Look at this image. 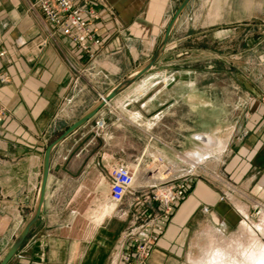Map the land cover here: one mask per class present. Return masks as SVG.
Instances as JSON below:
<instances>
[{
	"label": "crops",
	"instance_id": "1",
	"mask_svg": "<svg viewBox=\"0 0 264 264\" xmlns=\"http://www.w3.org/2000/svg\"><path fill=\"white\" fill-rule=\"evenodd\" d=\"M30 1L0 0V105L8 112L0 122V253L32 214L47 146L96 105L98 93L106 95L150 59L180 0H101L93 27L103 47L93 61L60 33L40 47L41 15ZM257 23L264 25V0H190L168 38L184 35L185 48L165 49L112 99L117 113L101 108L52 150L39 217L6 264H121L122 236L137 217L155 213L149 206L131 215L135 196L155 183L140 177L153 159L209 174L187 177L184 198L139 264H185L205 223L231 229L244 218L241 208L264 207V55L257 62ZM238 35L246 37L241 61H214L233 55L209 47L208 39L221 36L227 44ZM198 38L206 42L193 47ZM178 55L184 57L176 62ZM168 75L174 81L167 84ZM101 115L105 127L95 131ZM118 164L135 176L117 211L107 206V172ZM101 198L97 208L75 205Z\"/></svg>",
	"mask_w": 264,
	"mask_h": 264
},
{
	"label": "built area",
	"instance_id": "2",
	"mask_svg": "<svg viewBox=\"0 0 264 264\" xmlns=\"http://www.w3.org/2000/svg\"><path fill=\"white\" fill-rule=\"evenodd\" d=\"M95 5L102 6L101 0H32L28 3L32 12H39L43 37L39 46L46 47L54 44L56 36L60 33L66 40L74 45L82 54L86 55L89 61H93L103 47V42L97 37L93 22L98 20ZM5 55L0 51V57ZM77 80H83L81 70L69 62ZM5 79H0L3 82ZM165 83L174 81V77L168 75ZM98 101H103V107L109 114L117 113V107L112 100L105 101V94L98 93ZM7 110L0 105V122L7 115ZM95 131H101L105 127L104 116H98L93 124ZM153 168L147 173L153 178L154 184L142 190L135 196L136 205L157 204V209L146 220L131 227L122 236L121 264L143 263L149 256L152 248L157 244L160 235L163 233L166 223L172 216L176 205L187 192V177L173 184L171 168L165 165L160 159L151 161ZM161 173V177H159ZM135 170L124 165L112 166L107 172L108 197L111 203L120 204L125 195L130 191L134 183ZM207 211V209H204Z\"/></svg>",
	"mask_w": 264,
	"mask_h": 264
},
{
	"label": "rangeland",
	"instance_id": "3",
	"mask_svg": "<svg viewBox=\"0 0 264 264\" xmlns=\"http://www.w3.org/2000/svg\"><path fill=\"white\" fill-rule=\"evenodd\" d=\"M181 2V0L179 1V3ZM256 35H255V40L257 43V48H256V60L257 62L260 61V58H262V55H264V25H259V23L256 24ZM246 41V37H243L242 35H238L235 36V38H233V40H231V42L227 43V44H223V39L221 36H218L217 38H209L208 39V46L209 47H217V48H221L219 50V53H221L222 51L224 52H230L231 55H233V57H228L227 60H224L220 57V55L218 54L217 58L214 59V61H224L225 63H227V65H231L232 61L236 62L238 60L241 61L240 56L237 54L240 50H242V44L244 43V41ZM160 39L157 41V44L155 46L154 49H156L158 43H159ZM201 41L206 42V40H202L200 38L198 39H194L190 44L193 47H199ZM227 41H229V39H227ZM218 43V45H217ZM185 36H179V35H174L169 41H167V46L166 49L169 52H173V51H177V53H180L181 49L185 48ZM223 47H226L225 49ZM182 53V52H181ZM214 54V53H213ZM184 56H180L178 55L175 60L176 62H178L180 59H182ZM193 156H195L196 158H200V156L198 154H194ZM153 168V165H149L146 169H142V171L140 172V177L142 178L143 176L146 177L148 175L147 171L151 170ZM211 170H215L211 169ZM208 171L205 168L202 167H179V168H171V176H172V180L174 181V183H172L171 185H175L178 183V181L184 177H191V178H198L199 176H208ZM159 177H161V175H158ZM108 192V190H107ZM58 202V204H63L65 202H70V201H64L62 199L56 201ZM104 202V199H92V200H87V201H82L79 200V202L77 201L75 203V205L80 208H87V207H91V208H97L98 206H101ZM79 204V205H78ZM110 208L116 209L117 211L119 209L124 208V202L121 205H118L117 207H115V205L113 203H108L107 205ZM150 206V207H149ZM149 207V210L151 211H156L157 206H152L151 204L149 205H133L131 206V215L132 217L135 216L137 214V216H139V211H141V209H145ZM138 212V213H137ZM135 214V215H134ZM247 216L246 218H241L240 222L245 220L251 227L253 226H257V225H261L262 227H264V207H260L259 205H257V207L253 210H251L250 213H246ZM140 222V220L136 221L137 225ZM207 222V221H206ZM239 222V223H240ZM202 230L199 231L198 233H196L192 239H191V249H190V253L188 254V257L186 259L185 264H205L206 262V258H207V252L210 251V249H212L211 244L214 245H219L223 248L227 247L231 241H235L237 240V238L239 237V224L234 227V228H224L221 227L219 225H216L215 223H205V225L202 226L201 228ZM264 236H260L262 242H264V238H262ZM226 245V246H225ZM8 250V248H6L3 252L0 253V260L3 258V256L5 255L6 251ZM204 256V257H203ZM204 260V261H203Z\"/></svg>",
	"mask_w": 264,
	"mask_h": 264
},
{
	"label": "water",
	"instance_id": "4",
	"mask_svg": "<svg viewBox=\"0 0 264 264\" xmlns=\"http://www.w3.org/2000/svg\"><path fill=\"white\" fill-rule=\"evenodd\" d=\"M189 1L190 0H181L171 20L169 21L166 28L164 29L161 40L156 50L154 51L153 55L150 57V59L147 60L144 64H142L140 67H138L131 74H129L125 79L120 81L117 85H115L105 95V101H110L114 99L119 93H121L123 90L129 87L135 80L141 77L144 73H146L152 66H154L157 63L160 56L166 49L167 41H168V38L173 28L175 27L177 21L179 20L180 16L182 15ZM103 104H104L103 101H98L92 109L87 111L81 118H79L61 136H59L56 140L50 143L45 149L44 154H43V160H42V173H41V179H40V184H39V190H38V195H37L34 209L28 221L23 226L19 235L16 237L15 241L13 242V244L7 251L6 255L4 256L0 264H6L9 261V259L15 255V253L18 251L23 241L25 240L26 236L28 235L29 231L32 229V227L34 226V224L36 223L39 217L43 198H44L46 183H47L49 158H50V154L52 150L55 148L56 145H58L68 135H70L76 129H78L79 127L84 125L86 122H88L90 119H92L95 116V114L103 107Z\"/></svg>",
	"mask_w": 264,
	"mask_h": 264
},
{
	"label": "bare ground",
	"instance_id": "5",
	"mask_svg": "<svg viewBox=\"0 0 264 264\" xmlns=\"http://www.w3.org/2000/svg\"><path fill=\"white\" fill-rule=\"evenodd\" d=\"M241 211L245 219L247 214L242 208ZM238 230L239 237L227 247L211 244L212 249L207 252L205 264H264V242L260 238L264 236V227H251L243 220L239 223Z\"/></svg>",
	"mask_w": 264,
	"mask_h": 264
}]
</instances>
